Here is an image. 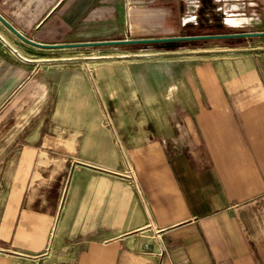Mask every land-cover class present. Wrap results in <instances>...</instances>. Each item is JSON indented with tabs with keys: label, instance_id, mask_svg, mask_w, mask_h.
Returning a JSON list of instances; mask_svg holds the SVG:
<instances>
[{
	"label": "crops",
	"instance_id": "crops-1",
	"mask_svg": "<svg viewBox=\"0 0 264 264\" xmlns=\"http://www.w3.org/2000/svg\"><path fill=\"white\" fill-rule=\"evenodd\" d=\"M237 1L225 20L237 7V24L253 25L244 32H264V0ZM100 2L0 0V15L34 42L76 44L68 26L96 19ZM256 39L230 49L253 53L223 61L219 82L196 80L203 92L186 112L146 118L158 134L142 131L134 146L113 117L78 146L54 143L42 127L24 144H0V264H264V37ZM33 49L48 50L0 21V114L39 82Z\"/></svg>",
	"mask_w": 264,
	"mask_h": 264
},
{
	"label": "rangeland",
	"instance_id": "rangeland-1",
	"mask_svg": "<svg viewBox=\"0 0 264 264\" xmlns=\"http://www.w3.org/2000/svg\"><path fill=\"white\" fill-rule=\"evenodd\" d=\"M238 2L101 0L96 19L86 15L79 24L68 26L67 38L96 42L243 33L253 25L237 24V7L229 11L233 20H225L227 3ZM253 38L33 49L35 65L44 66L32 77L39 82L22 88L0 114V144H24L26 135L42 127L43 135L54 143L78 146L99 122L112 127L113 117L118 127L128 130L123 141L134 146L138 133L158 134L156 120L146 118L163 108L167 117L174 111L186 112L184 102L203 92L197 82H219L216 71L223 61L235 62L240 54L253 53L230 49L255 47L260 39ZM117 141L121 145L118 137ZM22 253L32 255L30 250Z\"/></svg>",
	"mask_w": 264,
	"mask_h": 264
},
{
	"label": "water",
	"instance_id": "water-1",
	"mask_svg": "<svg viewBox=\"0 0 264 264\" xmlns=\"http://www.w3.org/2000/svg\"><path fill=\"white\" fill-rule=\"evenodd\" d=\"M2 21L16 36L26 43L40 48H73V47H93V46H119L130 44H150V43H173L183 41L195 40H211V39H228V38H249V37H264V32H243V33H228V34H215V35H198V36H181V37H165V38H151V39H135V40H105L96 42H83L76 44H59V45H46L34 42L26 38L18 30H16L3 16L0 15Z\"/></svg>",
	"mask_w": 264,
	"mask_h": 264
}]
</instances>
